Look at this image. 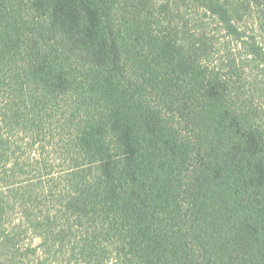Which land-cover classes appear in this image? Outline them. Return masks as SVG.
I'll list each match as a JSON object with an SVG mask.
<instances>
[{
	"label": "trees",
	"instance_id": "obj_1",
	"mask_svg": "<svg viewBox=\"0 0 264 264\" xmlns=\"http://www.w3.org/2000/svg\"><path fill=\"white\" fill-rule=\"evenodd\" d=\"M211 11L249 74L179 3L0 0V264L15 209L60 264H264V0Z\"/></svg>",
	"mask_w": 264,
	"mask_h": 264
},
{
	"label": "rangeland",
	"instance_id": "obj_2",
	"mask_svg": "<svg viewBox=\"0 0 264 264\" xmlns=\"http://www.w3.org/2000/svg\"><path fill=\"white\" fill-rule=\"evenodd\" d=\"M159 1H170L172 3H179L181 7L182 16L190 21L187 23L189 27L193 30H199L206 33L205 40L209 41L214 45L215 53L212 54V60L216 62H220L221 59H229L236 58L237 63L241 64L242 67L245 68L247 74H249L253 69V63L250 61V58H247L246 55L243 54V51L240 48V43L236 42L233 37L226 34V31L223 29L222 22L219 21L220 14H215L211 11L213 7V3H217L219 5H224L225 0H159ZM260 11L258 8L251 9V12L248 13L244 17V21H240L239 27H247V25L251 28L249 32V36L252 35V29L256 31L257 35L261 34L260 21L261 17ZM244 22V23H243ZM242 25V26H241ZM260 39V37H258ZM233 55V56H231ZM244 55V56H243ZM209 63V62H208ZM210 64V63H209ZM255 77L260 80V82H264V73L260 72L257 68H255ZM259 105L264 107V97L260 100ZM34 151H32V154ZM34 155V154H33ZM51 170V169H50ZM49 170V171H50ZM43 171L42 173H30L26 176H23L19 181L20 183L23 180H28L25 184L30 183L29 181H38L40 178L45 181L48 177H58V168L54 172ZM47 175V176H46ZM40 177V178H39ZM46 189V187H45ZM48 191V190H47ZM40 197L42 199V203L40 206L43 208L45 205L52 204V198L47 192H44L42 188L38 190ZM40 199V201H41ZM18 209H15L11 212L8 218V225L11 228L15 229V233L18 235V241L20 247L23 251V254L27 253L24 257L25 264H60L55 260L54 256L47 257L46 255H42L41 250L39 249L40 240L34 234L33 230L29 227V225L22 218V214L18 212ZM34 213L42 212L41 209H37L33 211ZM44 212V211H43ZM22 253V252H21Z\"/></svg>",
	"mask_w": 264,
	"mask_h": 264
}]
</instances>
